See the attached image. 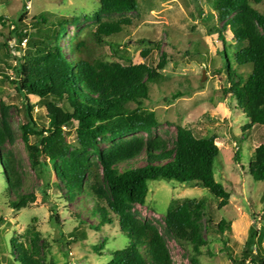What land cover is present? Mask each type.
<instances>
[{
    "label": "trees",
    "instance_id": "16d2710c",
    "mask_svg": "<svg viewBox=\"0 0 264 264\" xmlns=\"http://www.w3.org/2000/svg\"><path fill=\"white\" fill-rule=\"evenodd\" d=\"M264 0H212L213 9L224 27H230L234 43L223 41V69L229 87L225 93L242 102L243 111L250 121L245 132L254 126L264 127V14L254 8ZM138 9L137 0H100V8L91 17L92 25L70 37L65 56L60 42L65 39L68 27L76 26L79 18L63 17L49 21L48 31L42 35V47L36 57L19 61L11 70V81L17 95L23 97L22 107L27 112L22 136L33 167H41L42 156L50 154L52 165L65 198L74 202L79 196L91 197L95 202L92 215L98 217L91 229L101 231L118 220L127 243L112 253L107 264H174L165 235L177 244L191 248L190 264H201V248L207 245L203 231L211 230L212 216L205 220L208 201L186 199L172 203L163 219V231L149 220L137 217L134 206L144 205L149 193V182L172 181L206 189L219 201L218 208L228 205L230 194L215 178V167L220 156L216 138L197 139L185 128L178 127L176 138L170 144L161 137H152L159 125L154 112L144 109L149 99L150 85L163 80L167 66L165 55L156 66L146 63L124 64L118 61L96 59L92 47L104 38L119 35L132 25L126 14ZM27 19L26 5L17 22H13L14 35L20 40ZM36 26L47 25L44 15L33 21ZM26 27V26H25ZM21 30V31H20ZM213 32V30H212ZM22 42V41H21ZM6 55L13 48L6 45ZM222 53V52H221ZM148 52L143 53L146 58ZM250 67L245 76L234 66ZM7 81L10 78L6 76ZM30 96L39 99L47 111L48 127L31 115L34 104ZM136 105L131 108V105ZM7 106L1 104L2 109ZM76 125L77 146L72 148L66 140L65 127ZM30 136H35L32 143ZM14 134L6 114L0 116V152H4L7 191L17 193L13 209L27 208L33 195H21L23 179L19 162L5 145L12 143ZM1 159V158H0ZM249 172L256 182H264V144L255 149ZM59 223L57 214L52 216ZM83 224V223H81ZM230 225L221 220L215 232L225 243L224 234ZM256 241L250 242L233 264H264V227L252 230ZM84 237V232H81ZM106 244V239L101 247ZM11 264H46L38 246V235L33 234L28 244L17 238L10 241ZM11 260V261H10ZM53 264V263H50Z\"/></svg>",
    "mask_w": 264,
    "mask_h": 264
},
{
    "label": "rangeland",
    "instance_id": "374dc122",
    "mask_svg": "<svg viewBox=\"0 0 264 264\" xmlns=\"http://www.w3.org/2000/svg\"><path fill=\"white\" fill-rule=\"evenodd\" d=\"M137 2L138 9L126 14L132 25L93 46L92 56L124 64L156 66L165 55L167 66L162 71L163 80L150 85L149 99L144 102V109L154 112L159 123L152 137L164 138L171 144L178 127L190 130L197 139L215 137L220 149L215 178L229 192L230 199L227 206L219 209V201L206 189L159 180L149 182L146 203L134 206L133 212L138 218L154 223L164 235L163 219L172 203L206 199L208 211L203 224L210 216L213 222L211 230L203 231L207 245L201 248L199 260L201 264H233L232 260L240 259L248 244L256 241L252 230L259 234L264 227V182L254 181L249 172L255 149L264 144V127L254 126L250 132L243 130L250 121L244 115L242 102L225 93L230 84L223 69V41L214 28L222 31L227 43H234L233 32L218 19L212 0ZM24 5L27 19L21 29L27 37L20 40L14 35L12 23L18 21ZM99 8L100 0H0V107L7 106L0 108V116L6 114L14 134L13 142L5 145V151L13 152L19 162L23 179L20 194L35 197L27 208H12L10 203L18 200V196L7 191L1 151L0 264H11L7 259L14 251L10 246L13 238L28 244L33 234L38 235V246L46 264H107L112 253L128 242L117 219L101 231L89 227L98 223V217L92 215L94 200L84 195L74 202L65 198V191L55 186L61 182L50 164V154L41 157V167H33L21 130L27 113L22 107L25 100L11 84L15 79L11 68L19 61L26 63L28 58L38 55L49 21L79 18V23L69 26L65 39L60 42L65 56L70 58L66 50L68 39L80 30L85 36L92 25L86 17H91ZM254 8L264 14V1ZM40 15L47 18V25H35L33 21ZM6 45L13 48L11 57L6 55ZM234 67L245 76L251 71L250 67ZM29 98L35 105L31 115L47 128L45 107L37 97ZM64 129L69 131L67 142L75 148L76 125ZM30 141L34 143L36 137L30 136ZM55 214L59 216L58 224L52 219ZM221 220L230 225L224 234L225 243L215 232ZM165 238L173 263L190 264L191 248L181 247L170 236ZM105 239L106 244L101 247ZM247 264L252 263L249 260Z\"/></svg>",
    "mask_w": 264,
    "mask_h": 264
}]
</instances>
